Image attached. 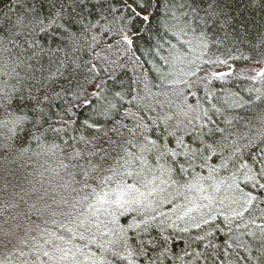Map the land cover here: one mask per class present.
Instances as JSON below:
<instances>
[{
	"label": "snow or ice",
	"instance_id": "6c2138e0",
	"mask_svg": "<svg viewBox=\"0 0 264 264\" xmlns=\"http://www.w3.org/2000/svg\"><path fill=\"white\" fill-rule=\"evenodd\" d=\"M8 3L11 7L0 14V128L6 129L0 135V264H232L229 250L237 249L247 264H264V134L256 143L231 131L235 117L229 118L228 109L202 108L201 83L207 88L235 69L219 57L198 64L202 57L195 54L196 48L204 53L215 47L234 61L255 59L244 68L254 73L248 77L253 83L260 82L264 31L253 40L245 24L241 33L227 0ZM250 3L264 5V0ZM96 32L108 38L107 44L93 34V58L85 65L71 67L66 54L59 59L82 33ZM145 33L150 49L189 65L187 79H180L185 87L179 113L150 117L141 107L147 97L139 89L132 95L119 83L114 67L139 51ZM100 51L116 59L101 57ZM45 57L49 64L57 61L56 73L44 74ZM161 60L170 66L168 56ZM61 65L77 75L86 70L90 86L73 93L81 85L65 77ZM61 77L67 86L57 91ZM61 92L76 97L75 107L90 110L85 129L100 132L102 123L112 125L111 134L104 133L107 147L84 141L86 147L78 149L74 137L64 140V147L53 143L47 150L62 154L57 169H45L50 175L40 173V179L33 173L16 176L10 157L17 139L39 142L49 132L60 138L62 130L67 135L72 124H81L69 115L72 108L61 110L66 119L52 111ZM189 96L196 97L194 104ZM204 102L212 104L213 97L206 93ZM251 102V97L235 100L229 108ZM220 238L222 243L214 242Z\"/></svg>",
	"mask_w": 264,
	"mask_h": 264
},
{
	"label": "trees",
	"instance_id": "16d2710c",
	"mask_svg": "<svg viewBox=\"0 0 264 264\" xmlns=\"http://www.w3.org/2000/svg\"><path fill=\"white\" fill-rule=\"evenodd\" d=\"M96 2V0H94ZM230 9H235L234 15L237 19V26L241 33L244 32L243 25H247L249 32L251 33V38L253 40L258 39V33L264 31V5L252 4L250 0H227ZM8 7L11 5L8 3V0H0V14L6 13ZM91 19V18H89ZM95 34L97 38L106 46L107 39L103 36L102 33H88L81 34L77 44H69L64 52H61L59 55L60 60L65 59V54L67 56L68 64L71 67L80 65L81 67L85 65L89 60L93 58L92 50L89 47L92 44V35ZM149 33H145V40L138 41L139 51H136L132 57L125 56L122 60L118 61L117 65L114 67L115 73L120 77L119 83L122 85L123 89H132V95L136 94V90L139 89L140 95L142 97H147L146 100L141 101L142 110L148 113L150 117H159L163 118L165 115H172L174 112L179 113L184 104V98L179 95V93L185 87L180 84V79H187V76L184 75L185 72L182 69H177L176 59H174V54L169 55L167 51L163 53H158L155 49H150V41L147 39ZM188 40H192L193 44H196V38L192 33H189ZM170 44L176 45L177 52L180 51V47L175 40L169 41ZM247 43V42H246ZM99 51V49H97ZM241 51H244V55L247 56L249 53L241 48ZM196 55H200L202 59L196 60V63L203 64V59L208 57L220 59H227L228 64H231L235 69L234 74L228 78H220L215 80L212 84H209L205 88L204 83H201L198 97L200 98L203 107L211 109L213 105L220 107L223 112L225 109H228L229 118L235 117L234 127L231 128V131L237 135L247 137L248 139L253 140L256 143H259L261 134H264V101L257 100L256 97H264V78H258L260 82L253 83L248 77L251 74L249 70L244 68V65L247 63L249 68L255 63V59L244 61V60H233L228 57L225 49L217 50L215 47L211 48V51L205 50L204 53H201L199 48L195 50ZM100 56L105 55L109 56L110 60H115L116 55L114 53H108L105 51H100ZM123 55V54H122ZM161 55L168 56L169 65L164 66L163 61L161 60ZM233 57L239 56L238 52L232 53ZM136 57H141V59H136ZM188 59H193L192 57ZM195 59V57H194ZM100 62V61H98ZM101 66H103V63ZM67 65H61L60 71L65 72V67ZM195 69V65L191 66ZM207 68V66H205ZM217 67L215 65L212 66ZM44 74L47 75L49 71L56 73L57 71V61H53L51 64L48 62V58L45 57L44 60ZM185 68V67H184ZM209 72L212 71L211 68L207 69ZM171 73V75H169ZM199 75H204V73H198ZM37 75H40L37 73ZM85 73L77 75L75 72L69 68L65 72V77H71L74 83L78 80L81 87H73L72 92L76 94H82L83 89L89 87V81L85 79ZM61 77L55 84L57 91L60 90L61 84L67 86V79ZM195 79V77H193ZM222 81H224L222 83ZM111 83V82H109ZM147 84V88L145 87ZM252 89L250 93L248 89ZM33 92H36V89L33 88ZM206 93L213 97L212 104H206L204 102V97ZM235 93V96H233ZM248 97H251V103H245L244 107L233 106L229 108V105L234 104L235 100H247ZM70 101V103H69ZM77 99L72 93H69L67 96L61 92L60 97L54 100L52 111L59 113L62 118H67L63 116L62 109L65 107L72 108L73 111L69 115L74 118H78L81 121L80 125L72 124L71 127L67 129V135H64V131H61L60 138L55 137V134L49 132L47 136L43 137L39 142L29 139L28 141H21L20 139L16 140V154L11 156L10 159L15 162L10 165V168L15 170L16 176H22L29 173L35 174L37 179H40V173H44V176L47 177L50 175L45 169H57L58 168V157L62 154L59 149L56 150V155H53L52 152H49L47 149L53 144L57 143L64 147L63 141L75 138L73 143L74 146L78 149H83L86 147L84 141H92L96 144H102L107 147L105 144L106 136L105 132L111 134L110 130L112 128L111 124L102 123L101 131L96 132L91 129H85L83 127V122L85 117L90 115V110H85L81 107H75L77 105ZM196 97L189 96L188 103H195ZM60 105L61 108H56L55 105ZM147 105V108L144 107ZM128 108V105L125 104L123 108L120 109L121 114L124 113L125 109ZM153 109L150 113L148 109ZM186 110V109H184ZM76 113H82V115L76 117ZM180 119H183L181 116ZM175 123V121H173ZM6 129L0 128V135H2ZM83 137V140H81ZM78 142V143H77ZM243 142V141H242ZM41 145H44L42 148ZM91 147V145H87ZM70 151L71 149H67ZM20 152H23V155H19ZM3 157L0 156V160ZM2 175V173H0ZM31 178V177H29ZM9 179H12L9 176ZM2 183V181H0ZM259 213H257L258 215ZM243 232V229H241ZM242 239H247L242 237ZM216 243H222L223 238H220ZM202 250V249H201ZM232 255V264H236V261H239V264H247L245 261L242 251L229 250ZM176 252H180V248H176ZM185 259H189L185 257ZM179 264V262H178Z\"/></svg>",
	"mask_w": 264,
	"mask_h": 264
},
{
	"label": "rangeland",
	"instance_id": "374dc122",
	"mask_svg": "<svg viewBox=\"0 0 264 264\" xmlns=\"http://www.w3.org/2000/svg\"><path fill=\"white\" fill-rule=\"evenodd\" d=\"M192 41V40H191ZM196 54V53H195ZM192 57L194 59L195 56H189L188 58ZM198 61V60H197ZM177 69H182L184 72L189 70V65H187L186 61L183 60H177ZM185 67V68H184ZM187 69V70H186Z\"/></svg>",
	"mask_w": 264,
	"mask_h": 264
}]
</instances>
